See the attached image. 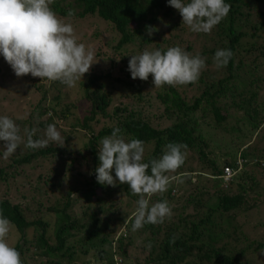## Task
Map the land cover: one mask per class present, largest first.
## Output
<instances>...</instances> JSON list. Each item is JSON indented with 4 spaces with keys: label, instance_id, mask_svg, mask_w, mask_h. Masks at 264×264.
Masks as SVG:
<instances>
[{
    "label": "trees",
    "instance_id": "obj_1",
    "mask_svg": "<svg viewBox=\"0 0 264 264\" xmlns=\"http://www.w3.org/2000/svg\"><path fill=\"white\" fill-rule=\"evenodd\" d=\"M225 2L231 11L207 34L190 31L168 0H54L50 5L59 17H69L70 9L75 12L70 18L97 16L118 40L106 57L108 68H91L76 87L31 74L18 77L26 81L21 96H29L27 110L0 113L16 122L22 136L25 128H36L34 138H45L47 125L55 124L64 138V144L49 142L36 150L22 142L7 159L0 141V185L5 186L0 210L14 225L12 246L22 264H96L88 252L106 258L98 264H264L262 239L240 225L222 226L234 221L236 212L264 203V0ZM146 25L158 31L149 37ZM173 46L206 58L196 83L155 87L151 75L147 81L131 78L130 55ZM217 49L233 52L221 69L213 61ZM115 127L126 140L144 141L145 162L160 158L169 142L187 145L184 164L169 173L185 178L186 186L176 189L171 183L151 197L166 199L172 209L163 223L133 232L139 197L126 184L96 181L100 141ZM220 143H228L229 150L214 151ZM226 165L234 170L228 181L222 178ZM10 187L16 194L29 193L15 200Z\"/></svg>",
    "mask_w": 264,
    "mask_h": 264
},
{
    "label": "clouds",
    "instance_id": "obj_2",
    "mask_svg": "<svg viewBox=\"0 0 264 264\" xmlns=\"http://www.w3.org/2000/svg\"><path fill=\"white\" fill-rule=\"evenodd\" d=\"M53 3L54 0H0V55L17 77L31 74L40 80L59 81L73 88L97 60L93 50L78 42L72 24L50 7ZM168 5L179 12L182 22L194 33H210L231 11V5L225 0H168ZM74 14V10L68 11L69 17ZM155 31L158 29L146 25L149 37ZM130 56L131 78L147 81L151 75L155 87L196 83L206 68L205 57L199 53L192 55L180 46L166 51L145 49ZM232 56L230 49H217L213 57L216 68L226 67ZM37 131L25 128L22 136L12 118L0 116L4 158L13 155L22 142L33 150L47 147L49 142L64 144L55 124L47 125L45 138H34ZM100 145L99 164L95 168L97 183L113 187L117 182L126 184L132 194L139 197L131 230L135 232L146 224L156 225L171 218L173 212L168 201L151 202V197L165 193L171 183L179 179L169 173H176L184 164L187 145L169 142L160 158L145 162L144 141L126 140L119 127L103 137ZM13 227L0 210V264H22L20 253L7 241ZM261 254L264 255V251Z\"/></svg>",
    "mask_w": 264,
    "mask_h": 264
},
{
    "label": "rangeland",
    "instance_id": "obj_3",
    "mask_svg": "<svg viewBox=\"0 0 264 264\" xmlns=\"http://www.w3.org/2000/svg\"><path fill=\"white\" fill-rule=\"evenodd\" d=\"M66 22H69L72 24L74 28V32L76 37L78 38L79 43L85 44L86 48L91 49L94 51L95 54V60H97L96 63H94L91 68H96V70H105L108 68L109 63L106 61V57L108 55L112 54V46L116 43L118 40L117 34L115 35L111 31V27L107 25L106 22L99 19L97 16H86L84 18H70V17H61ZM108 41L110 43L108 44ZM107 42V43H106ZM97 55L99 57H97ZM0 64H1V71H0V113H14L15 115H20L21 112L25 113L27 110V105H25V100L29 99V96H21V92L25 89V80H20V78L13 76V70L11 69L10 65L4 60L3 56L0 55ZM90 70H93L91 69ZM4 72L5 76L2 75ZM90 72V71H89ZM150 89V87L147 85V89L145 92H147ZM10 91H13V93H10ZM144 92V93H145ZM36 97L37 95L34 94ZM71 97L74 96V93L72 92L70 94ZM60 128L66 129L67 126H59ZM101 127V124H97L96 130ZM59 129V128H57ZM59 131V130H58ZM220 146L216 147L215 149L213 147H210V149H214L217 153H224L229 150V145L227 144H219ZM233 148V147H231ZM235 151V150H234ZM221 159L224 157H220ZM192 164L195 167V161H192ZM27 168V166L25 167ZM29 172L28 170L25 171ZM31 176H36L35 174H31ZM180 177V176H178ZM183 177H180L178 180H175L172 182V185H176V189L186 186L184 182ZM258 179H260V176L258 175ZM260 184L262 188L264 189V175L260 179ZM193 182L196 181L195 176L192 179ZM211 186V185H209ZM11 189L9 192L15 196L19 200L23 199V194H28L29 192L27 190L19 191L18 194H16V191L14 190V187H10ZM5 186L4 184L0 185V191H4ZM54 196L58 195L57 191H54ZM159 194V193H158ZM255 194V193H253ZM151 202H156L155 200H151ZM212 203V201H210ZM170 206V205H169ZM238 214L237 217H235L234 221L230 220L229 222L222 224L224 228H231L236 225H240L242 229L250 236V237H256L257 239H262L264 241V225L260 227L254 228L253 225L264 222V203H261L258 205V207L254 208L248 213H241L236 212ZM16 232H13L11 230V233H9L7 237V241L10 245L16 241ZM90 262L96 264L106 261L105 259H102L101 261L96 258V256L93 255L92 252H88L87 255H85ZM116 256V255H115ZM83 256H81L82 258Z\"/></svg>",
    "mask_w": 264,
    "mask_h": 264
},
{
    "label": "built area",
    "instance_id": "obj_4",
    "mask_svg": "<svg viewBox=\"0 0 264 264\" xmlns=\"http://www.w3.org/2000/svg\"><path fill=\"white\" fill-rule=\"evenodd\" d=\"M233 174L234 170L230 166L226 165L223 167L222 178L224 181H228L233 176Z\"/></svg>",
    "mask_w": 264,
    "mask_h": 264
}]
</instances>
